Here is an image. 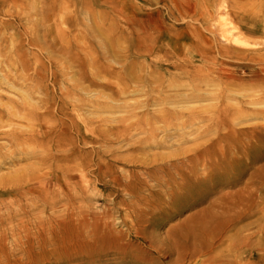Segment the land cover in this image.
<instances>
[{
	"label": "rangeland",
	"instance_id": "rangeland-1",
	"mask_svg": "<svg viewBox=\"0 0 264 264\" xmlns=\"http://www.w3.org/2000/svg\"><path fill=\"white\" fill-rule=\"evenodd\" d=\"M221 15L255 46L223 39ZM54 140V163L39 164ZM52 164L90 176L76 204L86 224L60 235L74 261L57 249V264H144L118 251L131 220L165 246L187 221L216 230L222 197L256 189L264 205V0H0V189ZM263 216L230 225L218 251L236 253L239 229L259 238Z\"/></svg>",
	"mask_w": 264,
	"mask_h": 264
},
{
	"label": "bare ground",
	"instance_id": "bare-ground-1",
	"mask_svg": "<svg viewBox=\"0 0 264 264\" xmlns=\"http://www.w3.org/2000/svg\"><path fill=\"white\" fill-rule=\"evenodd\" d=\"M124 9L127 10V7H123ZM220 10L221 12L224 10L223 4L220 6ZM219 27L222 38L233 45L243 48L255 46L224 15L220 16ZM59 144H61L60 140H54L53 145L43 148V151L48 155L40 157L39 164L47 165L52 162L54 156L51 152L56 145V148H59ZM20 145H22L21 148L26 149L27 139L23 143L20 142ZM199 157L196 154L190 159V163ZM63 160L70 162L73 158L64 157ZM56 166L51 165L52 174H49L46 179L38 180L24 176L26 180L23 179V182L17 183L13 188L0 189V264H39L42 262L39 259L42 256L46 257L44 259L45 264H57L58 262L52 261V258L56 256L57 249H62L67 260L74 261L65 252V247L60 244V235L68 233L78 219L80 222L82 221V224H86L88 214L76 204L77 196L82 195L83 189L81 187L88 189L90 176L87 171V164L81 166L80 181L73 177V167ZM195 166L196 164L193 165L194 169L190 177L197 180L201 176L198 175ZM175 167L178 168V165ZM186 167L189 169V165ZM110 173L113 172L110 171ZM100 175L104 177L107 172H100ZM257 175H259L257 177L259 181L264 182V169H260ZM130 178L140 179L138 174L132 175ZM126 180L128 178L120 181V188L124 192H131L135 188L131 185L128 187L124 183ZM173 182L178 188L181 187V182L178 183L176 179ZM242 192H239L237 198L230 195L213 203L217 204V209L211 212L216 218H220V224L216 230L208 231L207 222L187 221L175 228V237L169 238L163 246L156 242L154 235L146 225L131 220L129 230L133 235L121 233L123 236L120 238L113 236L114 240L118 239H116L118 251L123 255V259L132 257L135 261L144 262V264H163L154 262L151 258L155 252L162 258L169 257L166 264H264V224L259 227V238H256V232H252L250 229L246 230V234H244V230H238L236 239H232V249L236 252L234 255H227L223 250L218 251V247L225 245L226 240L232 238L227 234L230 225L240 223L255 213L264 215V205L259 201L263 197L256 195L257 190L253 189L248 192L247 197ZM60 201L66 203L67 212L58 218ZM130 209L128 208V210ZM133 212L135 210H131L130 216ZM142 216L144 215L139 214L136 219ZM262 221L264 223V216ZM147 224L154 225L153 222ZM98 229L99 227L95 228V230ZM130 237H133L135 241L141 240L147 250L145 247L135 248V246L127 243ZM130 249H136L138 253L135 255L134 252H130ZM73 255L80 260L78 255Z\"/></svg>",
	"mask_w": 264,
	"mask_h": 264
}]
</instances>
